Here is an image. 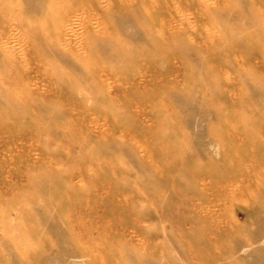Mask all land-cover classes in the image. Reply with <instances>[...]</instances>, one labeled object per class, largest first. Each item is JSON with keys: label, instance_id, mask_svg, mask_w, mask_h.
I'll return each instance as SVG.
<instances>
[{"label": "rangeland", "instance_id": "1", "mask_svg": "<svg viewBox=\"0 0 264 264\" xmlns=\"http://www.w3.org/2000/svg\"><path fill=\"white\" fill-rule=\"evenodd\" d=\"M139 2L0 0V264H264V0Z\"/></svg>", "mask_w": 264, "mask_h": 264}, {"label": "bare ground", "instance_id": "2", "mask_svg": "<svg viewBox=\"0 0 264 264\" xmlns=\"http://www.w3.org/2000/svg\"><path fill=\"white\" fill-rule=\"evenodd\" d=\"M3 1V0H2ZM6 1V0H5ZM17 1V0H16ZM140 2H141V0H140ZM139 2V3H140ZM133 3V2H132ZM69 4V3H68ZM71 4V3H70ZM106 4V3H105ZM5 5V4H4ZM79 5H81V7H82V4H79ZM59 7H61V5L59 6ZM63 8V7H62ZM103 8V7H102ZM4 9H5V7H4ZM8 9V8H7ZM104 9V8H103ZM131 9V8H130ZM16 10V9H15ZM20 11V10H19ZM105 11V10H104ZM145 12V11H144ZM9 13V12H8ZM95 15V14H94ZM56 16H57V14H56ZM18 17V16H17ZM16 17V18H17ZM55 18V17H54ZM58 19V18H57ZM71 19V18H70ZM11 20V19H10ZM43 20V19H42ZM60 21V20H59ZM10 22V21H9ZM53 22H57V21H53ZM16 23V22H15ZM60 23V22H59ZM62 23V22H61ZM54 24V23H53ZM57 24H58V22H57ZM63 24V23H62ZM45 25V24H44ZM104 25V24H103ZM11 26V25H10ZM55 26H57L58 27V25H55ZM60 26V25H59ZM59 28V27H58ZM58 30V29H57ZM57 30H55V31H57ZM95 31H97V30H95ZM99 31V30H98ZM102 31V30H101ZM8 32V31H7ZM10 33V32H9ZM103 33V32H102ZM97 35V34H96ZM65 36V35H64ZM66 37V36H65ZM101 37V36H100ZM58 40V39H57ZM13 43V42H12ZM5 46H7V45H5ZM4 48V47H3ZM7 49V48H6ZM64 49V48H63ZM5 54V53H4ZM77 55V54H76ZM75 56V55H74ZM6 57V56H5ZM10 57V56H9ZM77 57V56H76ZM76 57H75V59H76ZM11 59H13V58H11ZM3 86V85H2ZM28 93V92H27ZM30 98V97H29ZM243 250V249H242Z\"/></svg>", "mask_w": 264, "mask_h": 264}]
</instances>
